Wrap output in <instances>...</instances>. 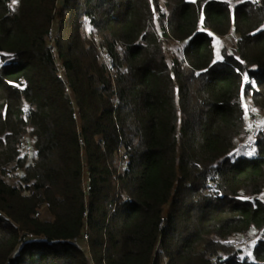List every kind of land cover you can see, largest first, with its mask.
Wrapping results in <instances>:
<instances>
[{
    "label": "trees",
    "instance_id": "trees-1",
    "mask_svg": "<svg viewBox=\"0 0 264 264\" xmlns=\"http://www.w3.org/2000/svg\"><path fill=\"white\" fill-rule=\"evenodd\" d=\"M11 2L0 0V264H264V239L251 260L222 255L264 234V129L251 155L237 151L241 98L264 116V0ZM230 31L234 51L216 60L214 38ZM165 39L183 48L171 63Z\"/></svg>",
    "mask_w": 264,
    "mask_h": 264
},
{
    "label": "built area",
    "instance_id": "built-area-1",
    "mask_svg": "<svg viewBox=\"0 0 264 264\" xmlns=\"http://www.w3.org/2000/svg\"><path fill=\"white\" fill-rule=\"evenodd\" d=\"M87 22H89V20H87ZM236 41V37H234V42ZM176 45L181 46V51L183 50L181 42H179L178 40H174L173 42ZM51 50H54V46H51ZM102 59L105 63L108 64V66L110 67V61H109V57L108 55L102 54ZM57 75L62 78L63 77V68H59ZM247 82H249L250 80H246ZM245 105H247V102L244 100V98H241V109L243 112V116H244V120L246 122L247 125V133L245 135V137L238 141L237 143V151L240 152L241 154H245V155H249V153H253L254 151V147H255V140L258 136V133L260 130L264 129V125H261V121H264V116L261 115H257V114H252V109L250 107H248L247 105V112L245 110ZM26 113V111H25ZM25 148H28V152L31 151V147L30 146H24ZM88 181V179H86ZM259 239H264V234L263 233H259V234H254V235H242V236H236L234 238H232V246L233 249L235 251H241L243 253L244 258L242 259H246V260H251V256L249 255L250 253H247L245 250L253 247L255 244H257ZM238 255H240V253L238 252ZM211 262L217 264L219 263L220 259L219 257L216 256H210Z\"/></svg>",
    "mask_w": 264,
    "mask_h": 264
},
{
    "label": "rangeland",
    "instance_id": "rangeland-1",
    "mask_svg": "<svg viewBox=\"0 0 264 264\" xmlns=\"http://www.w3.org/2000/svg\"><path fill=\"white\" fill-rule=\"evenodd\" d=\"M61 1V0H60ZM16 2H17V0H12V2H11V7L12 8H14L15 7V5H16ZM90 25V23H88L87 21L84 23V26H83V30H84V34L85 35H87V37H89L90 36V34H89V26ZM52 33L54 34V29H52ZM233 36V37H232ZM231 37H229L228 39H226V41H223L222 42V44H221V49L222 48H226L227 49V51L228 52H231V51H234V48H235V42H234V35H232ZM165 43H164V48H165V51H166V55H167V61L169 62V63H171V61L172 60H175V58L177 57V56H179L180 55V49H178L175 45H174V43L170 40H168V39H165V41H164ZM214 45H215V47L217 48V43H214ZM221 49H219V53H217L216 54V57H215V59L217 60L218 58H220V56H221V53H220V51H221ZM218 52V51H217ZM219 56V57H218ZM218 57V58H217ZM31 140H30V133H29V131L27 130V132H26V134H25V136H24V138H23V147L24 146H27L28 144L29 145H31ZM22 152L24 153V154H27V156H28V161H27V163L28 162H30V160H31V157H32V151H30V152H28V148L26 147L25 148V151L22 149ZM22 174V170L21 169H17V170H9L8 171V173L4 176V179H6L8 182H10V183H16L17 181H18V179H19V176ZM84 175H83V183H84V187L86 188V178H87V174H86V172H84L83 173ZM259 197L260 198H263L264 199V194H261V195H259ZM41 212H44V208H41V210H40ZM79 243H80V245L81 246H85V244H84V241L83 240H81V241H79ZM247 253H249V251H248V249L247 250H245ZM240 253V257H242V258H244V256H243V253L241 252V251H235L233 248H230V253H223L222 255H226V256H233L234 254H236V253ZM164 260H161V262H163Z\"/></svg>",
    "mask_w": 264,
    "mask_h": 264
},
{
    "label": "crops",
    "instance_id": "crops-1",
    "mask_svg": "<svg viewBox=\"0 0 264 264\" xmlns=\"http://www.w3.org/2000/svg\"><path fill=\"white\" fill-rule=\"evenodd\" d=\"M233 35V32L230 31L228 34L224 35V36H215L214 38V43H217V48L215 47L214 45V50H215V57H216V54L219 53V49H221V44L223 41H226V39H228L229 37H231ZM233 37V36H232ZM223 40V41H222ZM218 51V52H217ZM219 57V56H218ZM217 57V58H218ZM221 58V56H220ZM220 58H218L217 60H220ZM246 101L247 103L251 104L250 103V100L246 98ZM257 112V111H256Z\"/></svg>",
    "mask_w": 264,
    "mask_h": 264
},
{
    "label": "snow or ice",
    "instance_id": "snow-or-ice-1",
    "mask_svg": "<svg viewBox=\"0 0 264 264\" xmlns=\"http://www.w3.org/2000/svg\"><path fill=\"white\" fill-rule=\"evenodd\" d=\"M238 59H239V58H238ZM244 79H245V80L248 79L247 75H245ZM245 110H246V112H247V105H245ZM260 123H261V125H264V121H261ZM249 155H251V153H249Z\"/></svg>",
    "mask_w": 264,
    "mask_h": 264
}]
</instances>
